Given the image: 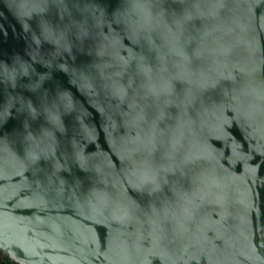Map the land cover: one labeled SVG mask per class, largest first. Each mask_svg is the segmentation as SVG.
<instances>
[{
  "label": "water",
  "instance_id": "1",
  "mask_svg": "<svg viewBox=\"0 0 264 264\" xmlns=\"http://www.w3.org/2000/svg\"><path fill=\"white\" fill-rule=\"evenodd\" d=\"M0 252L264 264V0H0Z\"/></svg>",
  "mask_w": 264,
  "mask_h": 264
},
{
  "label": "trees",
  "instance_id": "2",
  "mask_svg": "<svg viewBox=\"0 0 264 264\" xmlns=\"http://www.w3.org/2000/svg\"><path fill=\"white\" fill-rule=\"evenodd\" d=\"M0 254H2V253L0 252ZM5 259H6V261L4 260V264H14V262H12L8 257L5 256Z\"/></svg>",
  "mask_w": 264,
  "mask_h": 264
},
{
  "label": "flooded vegetation",
  "instance_id": "3",
  "mask_svg": "<svg viewBox=\"0 0 264 264\" xmlns=\"http://www.w3.org/2000/svg\"><path fill=\"white\" fill-rule=\"evenodd\" d=\"M4 260L6 261L5 256L3 254H0V264H4Z\"/></svg>",
  "mask_w": 264,
  "mask_h": 264
}]
</instances>
